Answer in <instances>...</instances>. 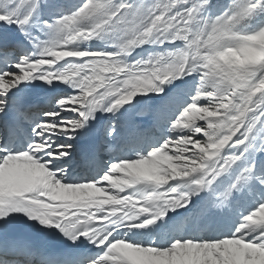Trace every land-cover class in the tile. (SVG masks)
<instances>
[{
    "label": "snow or ice",
    "instance_id": "obj_1",
    "mask_svg": "<svg viewBox=\"0 0 264 264\" xmlns=\"http://www.w3.org/2000/svg\"><path fill=\"white\" fill-rule=\"evenodd\" d=\"M0 264H264V0H0Z\"/></svg>",
    "mask_w": 264,
    "mask_h": 264
},
{
    "label": "bare ground",
    "instance_id": "obj_2",
    "mask_svg": "<svg viewBox=\"0 0 264 264\" xmlns=\"http://www.w3.org/2000/svg\"><path fill=\"white\" fill-rule=\"evenodd\" d=\"M48 93L41 91V90H34L33 91V96H34V104L40 105V106H44L47 102V98H48ZM104 125L107 124V121H103L102 122ZM95 134L97 137V141L100 144V153L98 155V159L99 160H106L108 158V156L115 150L118 149V145L116 144H112L110 143V138L106 139L104 136V132H103V128L98 125L96 130H95ZM84 138H81L80 140H78L76 142V151L78 153L81 152V150L79 149V144L81 143V141ZM114 146V149L111 150V147Z\"/></svg>",
    "mask_w": 264,
    "mask_h": 264
},
{
    "label": "rangeland",
    "instance_id": "obj_3",
    "mask_svg": "<svg viewBox=\"0 0 264 264\" xmlns=\"http://www.w3.org/2000/svg\"><path fill=\"white\" fill-rule=\"evenodd\" d=\"M223 2H230V0H223Z\"/></svg>",
    "mask_w": 264,
    "mask_h": 264
}]
</instances>
